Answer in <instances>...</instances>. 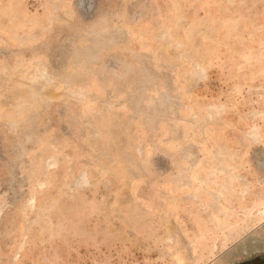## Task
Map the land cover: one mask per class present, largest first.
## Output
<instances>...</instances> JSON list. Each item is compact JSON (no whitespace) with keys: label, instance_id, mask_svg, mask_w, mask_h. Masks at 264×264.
Segmentation results:
<instances>
[{"label":"rangeland","instance_id":"374dc122","mask_svg":"<svg viewBox=\"0 0 264 264\" xmlns=\"http://www.w3.org/2000/svg\"><path fill=\"white\" fill-rule=\"evenodd\" d=\"M0 264H264V0H0Z\"/></svg>","mask_w":264,"mask_h":264}]
</instances>
